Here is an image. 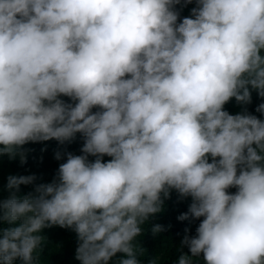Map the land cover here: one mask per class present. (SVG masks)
Segmentation results:
<instances>
[{
  "label": "clouds",
  "instance_id": "1",
  "mask_svg": "<svg viewBox=\"0 0 264 264\" xmlns=\"http://www.w3.org/2000/svg\"><path fill=\"white\" fill-rule=\"evenodd\" d=\"M253 91L264 98V0H0V158L82 140L54 152L49 182L7 177L0 264H40L55 226L75 233L79 264H142L137 237L173 191L190 198L177 219L199 220L175 264H264Z\"/></svg>",
  "mask_w": 264,
  "mask_h": 264
},
{
  "label": "trees",
  "instance_id": "2",
  "mask_svg": "<svg viewBox=\"0 0 264 264\" xmlns=\"http://www.w3.org/2000/svg\"><path fill=\"white\" fill-rule=\"evenodd\" d=\"M194 4H189L180 11V16H188L190 9ZM180 9V5L176 6ZM67 99V98H64ZM264 102V98H259L256 92H252V102L247 105V110L264 119L260 113L255 111L256 106ZM225 109L232 114L242 111L244 106L237 104L234 98L228 102ZM82 140L77 136V139L65 146H60L55 140L46 142L29 143L24 147L30 149L27 153L26 163L20 164L19 158L9 160L7 156L0 158V196L7 197L8 192L4 189L9 175H29L35 174L37 177L36 183L49 182L53 178L58 168L59 163L63 160L57 161L54 158V152L58 149H66L74 154H80V147ZM89 159H94L89 157ZM105 160L109 157H104ZM32 190V186H21L20 194H26ZM234 192L235 189H229ZM190 198L178 200L175 191L171 193V198L164 203L163 210L155 216L150 217L143 225V235L137 237L139 244L144 248L142 255L138 259L142 264H148V261L155 260L156 264H175L179 251L181 248L178 241L184 235V229L189 228V235H195V228L199 220L193 221H179L177 216L187 211ZM161 224L165 226V230L157 234L155 237L151 232V225ZM7 225H5L6 227ZM43 235L46 241L42 247L39 261L40 264H79L75 259V248L77 244L76 235L70 229L60 228L58 226L47 228L43 230ZM182 251L187 252V248L183 247ZM121 254H117L109 264H115L116 259ZM13 264H20L14 261ZM199 264H203L200 260Z\"/></svg>",
  "mask_w": 264,
  "mask_h": 264
},
{
  "label": "rangeland",
  "instance_id": "3",
  "mask_svg": "<svg viewBox=\"0 0 264 264\" xmlns=\"http://www.w3.org/2000/svg\"><path fill=\"white\" fill-rule=\"evenodd\" d=\"M180 241H181V240L178 241V245L181 247V245H180Z\"/></svg>",
  "mask_w": 264,
  "mask_h": 264
}]
</instances>
